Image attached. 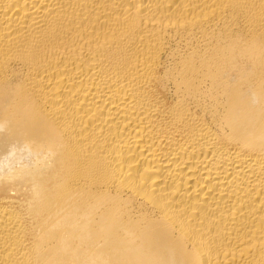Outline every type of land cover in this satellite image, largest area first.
Masks as SVG:
<instances>
[{
  "label": "bare ground",
  "instance_id": "1",
  "mask_svg": "<svg viewBox=\"0 0 264 264\" xmlns=\"http://www.w3.org/2000/svg\"><path fill=\"white\" fill-rule=\"evenodd\" d=\"M0 124V264H264V0H0Z\"/></svg>",
  "mask_w": 264,
  "mask_h": 264
},
{
  "label": "clouds",
  "instance_id": "2",
  "mask_svg": "<svg viewBox=\"0 0 264 264\" xmlns=\"http://www.w3.org/2000/svg\"><path fill=\"white\" fill-rule=\"evenodd\" d=\"M3 124H0V127H3ZM18 178V174L12 169H7L6 171L0 169V182L3 183H13ZM29 191L32 193L33 197H38L40 194L39 186L37 184H32L29 188Z\"/></svg>",
  "mask_w": 264,
  "mask_h": 264
}]
</instances>
